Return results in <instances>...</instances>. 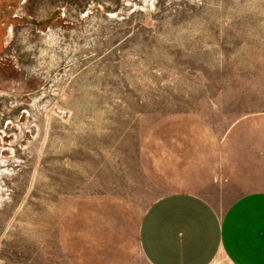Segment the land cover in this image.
I'll return each instance as SVG.
<instances>
[{
	"label": "rangeland",
	"instance_id": "1",
	"mask_svg": "<svg viewBox=\"0 0 264 264\" xmlns=\"http://www.w3.org/2000/svg\"><path fill=\"white\" fill-rule=\"evenodd\" d=\"M250 122L264 0H0V264H148L154 201L256 186Z\"/></svg>",
	"mask_w": 264,
	"mask_h": 264
},
{
	"label": "crops",
	"instance_id": "2",
	"mask_svg": "<svg viewBox=\"0 0 264 264\" xmlns=\"http://www.w3.org/2000/svg\"><path fill=\"white\" fill-rule=\"evenodd\" d=\"M247 131L248 176L256 186L223 211L192 192L154 201L139 226L148 264H264V123L250 122Z\"/></svg>",
	"mask_w": 264,
	"mask_h": 264
}]
</instances>
